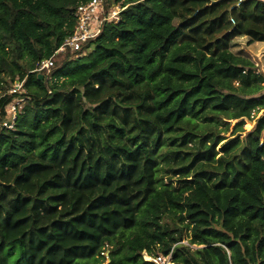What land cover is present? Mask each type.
Wrapping results in <instances>:
<instances>
[{
    "label": "trees",
    "instance_id": "1",
    "mask_svg": "<svg viewBox=\"0 0 264 264\" xmlns=\"http://www.w3.org/2000/svg\"><path fill=\"white\" fill-rule=\"evenodd\" d=\"M87 1L0 0V80L26 90L0 98V122L23 101L0 125V264H264V117L220 136L264 110L232 51L264 44V2L107 0L120 20L55 55Z\"/></svg>",
    "mask_w": 264,
    "mask_h": 264
},
{
    "label": "built area",
    "instance_id": "2",
    "mask_svg": "<svg viewBox=\"0 0 264 264\" xmlns=\"http://www.w3.org/2000/svg\"><path fill=\"white\" fill-rule=\"evenodd\" d=\"M242 1L243 0H239V3ZM259 1L264 2V0ZM122 10L123 8L121 5H109L107 0H89L86 3H81L76 6L73 11L75 18L74 28L65 42L55 52V55L69 52L74 55V57L81 56L80 52L83 46L89 41L98 38L103 33L105 23L119 21ZM53 67L54 57L39 63L34 72L44 78V76H46L45 74L51 73L50 70H52ZM9 93L10 95L26 93L24 82L13 83ZM21 103V100H14L9 107L6 108V119L1 121L0 125L6 129L14 128L18 113L21 109ZM102 255L105 257V260L109 262V253L103 252ZM143 259L155 264H172L171 254L168 256H163L161 254L151 256L144 253Z\"/></svg>",
    "mask_w": 264,
    "mask_h": 264
},
{
    "label": "rangeland",
    "instance_id": "3",
    "mask_svg": "<svg viewBox=\"0 0 264 264\" xmlns=\"http://www.w3.org/2000/svg\"><path fill=\"white\" fill-rule=\"evenodd\" d=\"M232 45H233L232 51L240 56L246 57L249 60H251L254 66L253 69L264 77V44L262 43L249 44L248 39L246 37H238L233 40ZM75 58L77 59L78 57ZM63 61L64 60L61 59L56 60L54 62V66L56 64V66L58 67L60 64H62ZM53 69L54 68L50 70L51 71L50 74H45L46 78L48 79L50 78V76L54 72ZM50 83H51L50 81L47 82L48 86L50 85ZM12 84L13 83L11 82L5 84V82H2L0 80V98L10 95L9 91L11 89ZM235 85L237 86L238 84ZM15 100L22 101L20 97H16ZM262 117H264V110L255 113L254 119L252 121L247 119L233 120L229 123V128L227 129V131L220 133V136L225 138V141H231L238 138L244 139L246 135L255 128L257 121ZM238 123H240V125L237 127ZM223 128L224 127H220V129ZM171 179H172L171 176H167L166 182H169ZM172 180L174 181L176 180V178L174 177ZM188 241L189 239L185 240L183 243L188 244ZM108 263H109L108 261L104 260L103 263L101 264H108ZM90 264H95V263H90Z\"/></svg>",
    "mask_w": 264,
    "mask_h": 264
},
{
    "label": "water",
    "instance_id": "4",
    "mask_svg": "<svg viewBox=\"0 0 264 264\" xmlns=\"http://www.w3.org/2000/svg\"><path fill=\"white\" fill-rule=\"evenodd\" d=\"M39 78H40V79H43V76L40 75Z\"/></svg>",
    "mask_w": 264,
    "mask_h": 264
}]
</instances>
